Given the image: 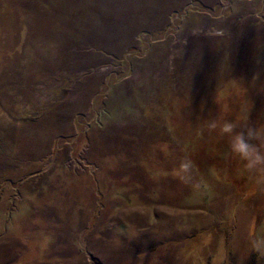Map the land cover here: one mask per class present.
<instances>
[{
    "label": "rangeland",
    "instance_id": "rangeland-1",
    "mask_svg": "<svg viewBox=\"0 0 264 264\" xmlns=\"http://www.w3.org/2000/svg\"><path fill=\"white\" fill-rule=\"evenodd\" d=\"M213 117L264 131V0H0V264H264Z\"/></svg>",
    "mask_w": 264,
    "mask_h": 264
},
{
    "label": "clouds",
    "instance_id": "clouds-1",
    "mask_svg": "<svg viewBox=\"0 0 264 264\" xmlns=\"http://www.w3.org/2000/svg\"><path fill=\"white\" fill-rule=\"evenodd\" d=\"M206 129L209 134L216 133L226 138L230 155L242 164L252 185L264 191V131L248 122L239 123L217 117L206 121ZM195 168V162L190 157H182L174 169V178L193 190H199L202 183ZM249 233L250 252L264 257V235L257 234L255 221L250 225Z\"/></svg>",
    "mask_w": 264,
    "mask_h": 264
},
{
    "label": "crops",
    "instance_id": "crops-1",
    "mask_svg": "<svg viewBox=\"0 0 264 264\" xmlns=\"http://www.w3.org/2000/svg\"><path fill=\"white\" fill-rule=\"evenodd\" d=\"M35 2H37V1H35ZM35 4V3H34ZM52 8V7H51ZM151 236H154V235H152V234H150V233H148V234H144L143 235V237H144V239H143V241L142 242H140V243H137V245L135 244V249L137 250V251H143L144 249H146L147 247H149V246H154V245H156V244H159V241L161 240H159L158 242L156 241V239H159L158 238V236L157 237H151ZM196 236V235H195ZM194 236V237H195ZM175 238V237H174ZM163 240H165V241H171V240H173L172 242L173 243H175V241H177V239L175 240V239H172V238H168V239H166V238H163ZM180 243V242H179ZM123 248V247H122ZM123 250V249H122ZM119 254H121L122 256H124L123 254H124V252L122 251L121 253L119 252ZM184 259H185V264H187L186 263V255L184 256ZM179 264H182L181 262H178Z\"/></svg>",
    "mask_w": 264,
    "mask_h": 264
}]
</instances>
